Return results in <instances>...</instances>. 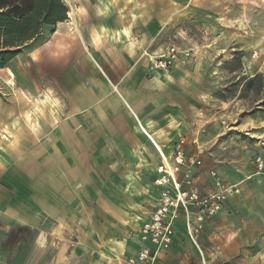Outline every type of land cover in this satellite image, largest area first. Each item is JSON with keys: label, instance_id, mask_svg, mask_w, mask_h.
Wrapping results in <instances>:
<instances>
[{"label": "crops", "instance_id": "obj_1", "mask_svg": "<svg viewBox=\"0 0 264 264\" xmlns=\"http://www.w3.org/2000/svg\"><path fill=\"white\" fill-rule=\"evenodd\" d=\"M62 1L67 18L0 69V264H129L180 138L201 161L196 191L214 170L239 192L196 244L177 219L158 263L264 264V110L243 115L239 90L212 96L264 74V0ZM171 46L190 55L151 69ZM236 47L240 72H227L218 57Z\"/></svg>", "mask_w": 264, "mask_h": 264}, {"label": "built area", "instance_id": "obj_2", "mask_svg": "<svg viewBox=\"0 0 264 264\" xmlns=\"http://www.w3.org/2000/svg\"><path fill=\"white\" fill-rule=\"evenodd\" d=\"M190 52L171 46L157 57L150 58V68L169 70L180 57ZM185 140L178 139L172 147L171 158L162 157L156 169L153 185L158 188L157 203L149 217L140 227V240L145 244L135 256L127 258L129 264H159L157 255L168 250L174 234V223L180 217L185 220L186 231L194 244L202 224L223 207L228 197L239 192L237 185L226 184L214 170L209 171L213 189L200 194L193 188L192 167L200 166V159L186 156ZM258 170L263 169L264 160L255 158ZM181 174L178 179L177 175ZM186 186L187 189H183Z\"/></svg>", "mask_w": 264, "mask_h": 264}, {"label": "trees", "instance_id": "obj_3", "mask_svg": "<svg viewBox=\"0 0 264 264\" xmlns=\"http://www.w3.org/2000/svg\"><path fill=\"white\" fill-rule=\"evenodd\" d=\"M67 11L62 0H0V69L8 66L16 55L40 43L53 25L67 18ZM232 54L226 68L236 72L242 55L238 51ZM239 87L241 96L249 92L257 96V105L264 110V74L238 76L218 90L216 97H232Z\"/></svg>", "mask_w": 264, "mask_h": 264}, {"label": "rangeland", "instance_id": "obj_4", "mask_svg": "<svg viewBox=\"0 0 264 264\" xmlns=\"http://www.w3.org/2000/svg\"><path fill=\"white\" fill-rule=\"evenodd\" d=\"M71 14V13H70ZM235 51H238V52H240L241 53V60H240V63L242 62V57L244 56V55H246L245 54V51L244 50H238L237 49V47L234 49V50H232V51H230L229 52V55H228V59H223V57H218V58H222V63H221V65H220V67H222V69H224L225 71H227L228 72V69L226 68L227 66H229L228 65V63L227 62H231V60H232V57H233V52H235ZM257 52H258V50H254V51H252L251 52V55L252 56H255V57H257ZM254 54V55H253ZM257 54V55H256ZM255 57H252V58H255ZM262 61H264V51H262V54H261V56L258 58V62H259V65L262 63ZM242 66V65H241ZM241 66L236 70V72L238 73V72H240V68H241ZM260 66H262V64L260 65ZM232 79H235V78H231V80ZM229 81V82H228ZM233 81V80H232ZM230 79L229 80H225V81H221L220 82V85L218 86V88L216 89V90H214L213 91V93H212V96L215 98V99H219V100H226V99H231V98H233L234 96H232V97H228V98H225V99H220V98H218V97H216V92L218 91V90H220L221 88H223V87H226V86H228V84H230ZM225 83V84H224ZM238 90H239V94H238V97L240 98V99H242V100H244L245 102H246V104H247V106H248V112H244L243 113V115H245V114H251V113H253L256 109L254 108V106H256L257 104H255L254 102L257 100V96H255L252 92H250V93H248V94H246V95H242L241 96V93H240V89L238 88ZM0 92H1V90H0ZM0 98H3L2 97V95H1V93H0ZM35 102H38V101H35ZM244 135H249L247 132L244 134ZM257 156H260V155H256L255 157H254V159L257 157ZM262 157V156H261ZM263 158V157H262Z\"/></svg>", "mask_w": 264, "mask_h": 264}, {"label": "bare ground", "instance_id": "obj_5", "mask_svg": "<svg viewBox=\"0 0 264 264\" xmlns=\"http://www.w3.org/2000/svg\"><path fill=\"white\" fill-rule=\"evenodd\" d=\"M172 16H173V15H172ZM167 22H168V21H167ZM166 24H167V23H166ZM161 26H162V25H161ZM161 26H160V28H162ZM6 70H7V69H6ZM5 81H6V80H5Z\"/></svg>", "mask_w": 264, "mask_h": 264}]
</instances>
